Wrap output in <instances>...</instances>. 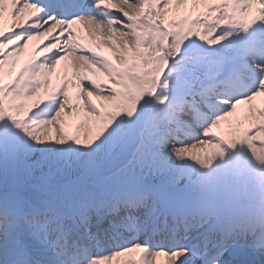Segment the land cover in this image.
<instances>
[{"label": "snow or ice", "instance_id": "6c2138e0", "mask_svg": "<svg viewBox=\"0 0 264 264\" xmlns=\"http://www.w3.org/2000/svg\"><path fill=\"white\" fill-rule=\"evenodd\" d=\"M238 146L264 165V0H0V163L17 177L0 264H264V213L188 211L212 179L193 167Z\"/></svg>", "mask_w": 264, "mask_h": 264}, {"label": "rangeland", "instance_id": "374dc122", "mask_svg": "<svg viewBox=\"0 0 264 264\" xmlns=\"http://www.w3.org/2000/svg\"><path fill=\"white\" fill-rule=\"evenodd\" d=\"M244 121L246 125L251 123ZM226 134L227 138L230 137V130ZM256 135L259 139V134ZM195 152L197 155H205L199 149ZM223 160L224 163L214 162L209 169L193 167L198 178L210 176L212 179L197 183L188 197V211L193 215L205 212L204 216L211 218L214 223L218 219L228 220L229 224L226 226L239 225L254 215L264 213V165L256 162L245 146L227 149ZM13 174L14 179L5 177L4 188L11 187L17 179L15 172ZM240 208L242 209L239 210ZM234 211L245 213L246 218L239 214L235 217ZM226 213L233 217H226Z\"/></svg>", "mask_w": 264, "mask_h": 264}, {"label": "bare ground", "instance_id": "6f19581e", "mask_svg": "<svg viewBox=\"0 0 264 264\" xmlns=\"http://www.w3.org/2000/svg\"><path fill=\"white\" fill-rule=\"evenodd\" d=\"M10 23V20H6L5 21V26H7V24ZM86 36V33H82ZM36 42H31L30 45H29V49L27 50L26 53L22 54V56L20 57V63L22 64L29 56V54L31 53V49L33 47V45L35 44ZM105 53L108 54L111 58V53L107 52V50H105ZM244 106H238V112H237V116H241L242 115V110H243ZM236 119V117H233V118H229V121H225V122H222L220 128L217 130L218 131V134H221V135H224L225 137L228 136L226 134V131L227 130H230V123L231 122H234ZM249 126V124L246 125V121H243V124H242V128H247ZM227 138V137H226ZM200 151H202L201 153H205L207 154L208 152L211 151V149L208 147V146H204L202 148H198Z\"/></svg>", "mask_w": 264, "mask_h": 264}]
</instances>
